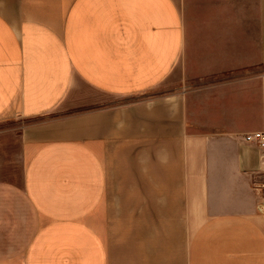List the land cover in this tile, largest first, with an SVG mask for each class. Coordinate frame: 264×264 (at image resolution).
I'll return each mask as SVG.
<instances>
[{"label":"crops","instance_id":"crops-1","mask_svg":"<svg viewBox=\"0 0 264 264\" xmlns=\"http://www.w3.org/2000/svg\"><path fill=\"white\" fill-rule=\"evenodd\" d=\"M254 132L264 0H0V264H264Z\"/></svg>","mask_w":264,"mask_h":264},{"label":"built area","instance_id":"built-area-1","mask_svg":"<svg viewBox=\"0 0 264 264\" xmlns=\"http://www.w3.org/2000/svg\"><path fill=\"white\" fill-rule=\"evenodd\" d=\"M244 142L247 145H253L264 154V132H254L243 136Z\"/></svg>","mask_w":264,"mask_h":264},{"label":"rangeland","instance_id":"rangeland-1","mask_svg":"<svg viewBox=\"0 0 264 264\" xmlns=\"http://www.w3.org/2000/svg\"><path fill=\"white\" fill-rule=\"evenodd\" d=\"M23 121L22 120H13L10 121L9 123H5L1 125L4 128H11V127H20L22 125Z\"/></svg>","mask_w":264,"mask_h":264}]
</instances>
